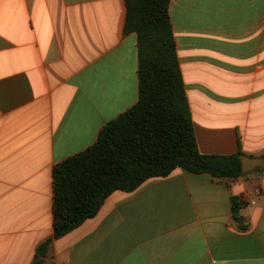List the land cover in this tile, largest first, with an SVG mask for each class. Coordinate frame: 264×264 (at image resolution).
Returning a JSON list of instances; mask_svg holds the SVG:
<instances>
[{
    "label": "crops",
    "instance_id": "obj_1",
    "mask_svg": "<svg viewBox=\"0 0 264 264\" xmlns=\"http://www.w3.org/2000/svg\"><path fill=\"white\" fill-rule=\"evenodd\" d=\"M168 14L199 152L264 157V0H169ZM125 16V0H0V264H33L53 236V166L136 103ZM43 264H264V170L113 191Z\"/></svg>",
    "mask_w": 264,
    "mask_h": 264
},
{
    "label": "trees",
    "instance_id": "obj_2",
    "mask_svg": "<svg viewBox=\"0 0 264 264\" xmlns=\"http://www.w3.org/2000/svg\"><path fill=\"white\" fill-rule=\"evenodd\" d=\"M125 6L124 31L133 32L137 41V101L106 123L91 147L53 166V236L37 247L33 264H43L52 241L96 215L113 191L132 192L175 169L227 184L250 174H242L240 152L204 155L198 150L169 0H125ZM231 199L237 218L244 203Z\"/></svg>",
    "mask_w": 264,
    "mask_h": 264
},
{
    "label": "water",
    "instance_id": "obj_3",
    "mask_svg": "<svg viewBox=\"0 0 264 264\" xmlns=\"http://www.w3.org/2000/svg\"><path fill=\"white\" fill-rule=\"evenodd\" d=\"M241 171L242 174H248L255 170H264V157H248L241 156Z\"/></svg>",
    "mask_w": 264,
    "mask_h": 264
},
{
    "label": "built area",
    "instance_id": "obj_4",
    "mask_svg": "<svg viewBox=\"0 0 264 264\" xmlns=\"http://www.w3.org/2000/svg\"><path fill=\"white\" fill-rule=\"evenodd\" d=\"M258 192V190H256ZM244 202V201H243Z\"/></svg>",
    "mask_w": 264,
    "mask_h": 264
}]
</instances>
